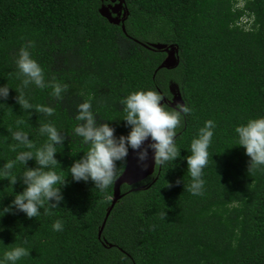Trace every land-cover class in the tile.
<instances>
[{
    "label": "trees",
    "instance_id": "16d2710c",
    "mask_svg": "<svg viewBox=\"0 0 264 264\" xmlns=\"http://www.w3.org/2000/svg\"><path fill=\"white\" fill-rule=\"evenodd\" d=\"M118 4L124 11L119 21L117 13L104 12ZM27 40L34 41L30 52L45 79L68 85L60 100L51 88L22 89L33 105L52 106L51 116L23 110L15 100L14 88L21 90L15 59ZM171 51L177 61L164 66ZM4 83L10 89L0 102V164L16 154L9 129L28 132L39 147L46 140L39 125L52 122L66 137L55 153L62 176L87 150L72 128L77 105L89 93L97 123L113 119L108 123L119 136L129 131L119 119L122 97L155 87L172 99L162 103L174 106L177 86L191 108L175 137L181 157L204 121L215 122L202 195L184 188L190 177L178 157L144 180L124 183L116 197L130 150L104 191L69 174L63 200L48 213L0 212V252L14 244L29 249L17 264H264V166L248 173L249 157L234 145L237 124L264 116V0H0ZM26 166L37 165L30 159ZM23 167L17 163L14 173ZM23 187L19 179L13 186L0 180V207ZM55 219L62 231L52 230Z\"/></svg>",
    "mask_w": 264,
    "mask_h": 264
},
{
    "label": "clouds",
    "instance_id": "9594fccd",
    "mask_svg": "<svg viewBox=\"0 0 264 264\" xmlns=\"http://www.w3.org/2000/svg\"><path fill=\"white\" fill-rule=\"evenodd\" d=\"M34 46V41H25L16 56L15 65L21 90L18 93L14 88L17 93L15 100L23 110L35 109L38 113L51 116L55 111L52 106L33 105L25 97L22 89L30 85L39 89L51 88L50 95L60 100L68 85L55 78L45 79L44 69L30 52ZM9 89L6 83L0 84V102L8 97ZM81 95H84L83 91ZM165 97L172 100L155 87L136 89L122 97L120 104L123 106V115L119 119L124 121L129 131L127 134L117 136L115 128L108 123L113 119L97 123L92 111V95L89 93L87 99L77 105L74 117L78 123L73 125L72 131L81 138L83 144L87 145V150L67 168L72 180L77 182L91 180L95 188L104 191L118 175L117 162L127 161L129 151L132 150L141 169L148 168L149 153L154 167L176 162L178 157L186 160L190 180L187 185L184 183V188L193 195H202L205 184L203 169L208 163V148L212 142L215 122L211 119L204 121L190 142L188 154L181 157L175 137L177 128L181 125L182 115L190 113L191 108L185 101H177L174 106H169L168 103H162ZM16 123L20 125L23 121L17 120ZM9 131L11 139L16 142L10 144L9 149L16 154L13 159L0 164V180L6 178L8 184L13 186L19 179L24 187L22 191L15 192L9 205L0 207V212L4 215L15 209L22 211L28 218L37 217L41 208L48 213L49 209L56 208L63 200L61 189L68 175L62 176L55 170L58 162L55 153L58 152L57 145H63L66 137L52 122L39 125V134L46 137L45 142L39 147L29 139L28 132L20 128ZM234 133L236 136L234 145L242 146L245 155L249 157L248 173L264 166V116L249 118L246 122L237 124ZM18 148L22 150L17 151ZM30 159L35 160L36 167L26 166ZM17 163L24 165L18 174L13 171ZM183 177L181 179L184 181ZM177 183H180V179ZM51 228L53 231H62V220L55 219ZM26 256H29V249L22 244H14L0 252V264H17Z\"/></svg>",
    "mask_w": 264,
    "mask_h": 264
},
{
    "label": "rangeland",
    "instance_id": "374dc122",
    "mask_svg": "<svg viewBox=\"0 0 264 264\" xmlns=\"http://www.w3.org/2000/svg\"><path fill=\"white\" fill-rule=\"evenodd\" d=\"M109 10L117 13L116 14V15H118V17L116 19L117 21L124 19V15H123L124 11H123V7L121 4H118L116 6H111V7L107 8L106 10H104V12L109 14V12H110ZM168 60H169V62H172L173 65L176 63L177 59L175 57L174 51L170 52ZM172 91L175 94V97L173 99V105H175V103L177 101L182 102L181 95L178 91V87L175 85L172 86ZM145 143H147V141ZM147 163L149 165L148 168L147 169H141L136 163L135 153L133 154L130 166H129L128 171H127V175H128V181L127 182L129 184H135L141 180H144L146 177L151 176L154 173L156 166L154 167V162L152 160L151 153H149V158H148Z\"/></svg>",
    "mask_w": 264,
    "mask_h": 264
},
{
    "label": "water",
    "instance_id": "95a60500",
    "mask_svg": "<svg viewBox=\"0 0 264 264\" xmlns=\"http://www.w3.org/2000/svg\"><path fill=\"white\" fill-rule=\"evenodd\" d=\"M106 10V9H104ZM106 13V12H105ZM107 14V13H106ZM110 14V13H109ZM158 48H162V46H159ZM164 66H173L172 62H169V60L166 61ZM134 154V152L132 153ZM128 181V175L127 172L123 174L115 183V196L119 198L120 192H121V187L124 183ZM117 202V198L115 200V203Z\"/></svg>",
    "mask_w": 264,
    "mask_h": 264
}]
</instances>
